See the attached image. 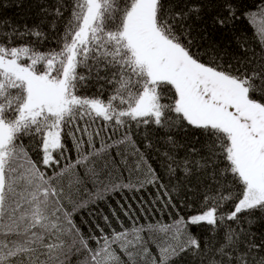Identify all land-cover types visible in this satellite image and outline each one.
I'll list each match as a JSON object with an SVG mask.
<instances>
[{"label": "snow or ice", "instance_id": "snow-or-ice-1", "mask_svg": "<svg viewBox=\"0 0 264 264\" xmlns=\"http://www.w3.org/2000/svg\"><path fill=\"white\" fill-rule=\"evenodd\" d=\"M213 3L215 25L227 28L245 16L250 24L258 23L264 45V0H254L246 12L239 11L238 0ZM65 7V0H56L53 29ZM203 11L200 4L184 6L180 0H71L57 47L40 50L48 37L39 26L4 34L0 264H69L71 256L78 257L76 264H183L188 257L191 264H264V243H254L249 233L227 223L238 224L245 213L249 222L257 213L264 215V54L225 67L207 53L209 60L203 62L190 23ZM13 36L35 39L14 44ZM92 86L97 92L88 94ZM98 120L105 135L126 131L112 145L97 147ZM149 125L198 130L203 141L200 149L190 150L195 159L168 158L186 179L210 180L215 191L205 192L196 214L170 224L120 223L118 231L111 226L112 218L119 223L113 210L112 217L101 216L107 232L94 220L85 234L73 220L86 203L76 199L80 185L91 180L103 191L115 187L105 183L107 164L97 167L98 159H106L101 153L116 144L134 145L132 129ZM23 137L36 142L38 159H32ZM68 139L77 153L74 161ZM168 140L177 146L173 137ZM135 151V167L144 166L151 175L154 170ZM78 166H84L83 175ZM168 170L176 168L170 164ZM165 195L166 206L175 207ZM92 197L102 199L99 192ZM229 201L232 208L221 211ZM201 225L218 233L213 242L202 244L193 235L190 226ZM149 245L156 247L155 254Z\"/></svg>", "mask_w": 264, "mask_h": 264}, {"label": "trees", "instance_id": "trees-1", "mask_svg": "<svg viewBox=\"0 0 264 264\" xmlns=\"http://www.w3.org/2000/svg\"><path fill=\"white\" fill-rule=\"evenodd\" d=\"M55 3L56 0H0V40L5 39V33L12 35L13 29L24 32L26 29L39 26L48 37L43 44L39 45L40 50L57 47L59 42L57 33L62 32L63 23L61 21L70 15L71 0H65L64 17L56 21V27L53 29L51 24L54 17L50 13ZM180 3L184 6L200 4L204 8L200 19L193 18L190 20L193 25V34L199 37L196 50L201 54L203 62L207 63L209 60L207 53L214 54L217 57V62L225 67L229 63L235 64L238 58H247L253 53L257 56L264 54V45L261 44L257 35L258 28L250 24L245 16H240L229 27L221 28L212 21L215 12L213 0H180ZM238 3L240 5L239 11L246 12L252 8L254 0H238ZM34 39L31 36L23 39L13 36V43L21 44ZM78 71L86 70L78 69ZM97 87H90L87 90L88 94L96 93ZM108 95L109 92L105 90L103 98H107ZM103 124V121L98 120L96 126L102 129ZM123 131L126 130L109 131L105 135L102 129L101 137L97 140V147H100L101 144L112 145L113 141L120 138ZM130 135L135 142L134 145L129 143L116 144L108 148L106 152L101 153V157H106V159H98L97 161V167L104 163L107 164L105 173L110 175L105 183L110 181L115 187L110 186L108 191H103L100 184L94 185L91 180H85L80 185V192L76 199L86 203L84 207L77 210L73 220L85 234L90 231V225L93 224L94 220L103 226L107 232L109 229L104 226L101 216L112 217L113 210L119 216V223L115 218H112L111 226L118 231L120 223L125 227L137 224H170L178 216L187 218L196 214L200 211L199 201L205 192L211 194L215 191L216 185L210 180H198L195 176L186 179L182 168L176 167L168 158L174 156L178 162L182 161L185 156L195 159L196 153H191L190 150L193 147L200 149L203 141L198 130L177 128L168 131L149 125L133 128ZM109 136L111 139L108 138ZM169 136L173 137L176 147H173L172 143L169 142ZM30 141V137H23V143L28 147L29 154L33 160H36L41 153L36 147V142L31 141L30 145ZM66 143L69 148L68 155L74 161L77 153L72 150L71 139H68ZM136 149H139L146 158L147 164L154 170L151 175L144 166L135 167ZM69 162V160L62 161V163ZM170 164L176 168L175 173H169ZM75 170L80 175L84 174V166H78ZM48 172L51 175L52 170L49 169ZM148 179H153L155 182L148 183L146 182ZM95 192H99L102 199L90 198V194ZM165 194L171 195L175 207L166 206L167 195ZM231 208L232 201H229L224 204L221 211H228ZM125 211L134 219H129V216L125 215ZM241 215L242 218L238 224L232 221L227 223L231 224L233 228L239 227L249 233V238L254 243H264V215L257 213L250 218V222L246 213ZM190 227L193 235L199 238L202 244L213 242V238L218 235V233L209 231L211 226ZM149 247L151 252L155 254L156 247L154 245H149ZM77 259V256H71L69 264H76ZM191 259L188 257L187 260L183 261V264H191Z\"/></svg>", "mask_w": 264, "mask_h": 264}, {"label": "rangeland", "instance_id": "rangeland-1", "mask_svg": "<svg viewBox=\"0 0 264 264\" xmlns=\"http://www.w3.org/2000/svg\"><path fill=\"white\" fill-rule=\"evenodd\" d=\"M257 28L259 27V25H258V23H257V25H255Z\"/></svg>", "mask_w": 264, "mask_h": 264}]
</instances>
